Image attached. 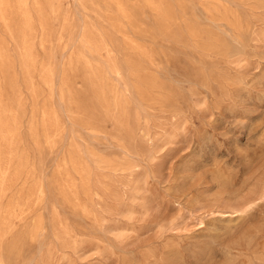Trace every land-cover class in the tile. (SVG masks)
Listing matches in <instances>:
<instances>
[{
  "label": "rangeland",
  "instance_id": "obj_1",
  "mask_svg": "<svg viewBox=\"0 0 264 264\" xmlns=\"http://www.w3.org/2000/svg\"><path fill=\"white\" fill-rule=\"evenodd\" d=\"M0 264H264V0H0Z\"/></svg>",
  "mask_w": 264,
  "mask_h": 264
},
{
  "label": "bare ground",
  "instance_id": "obj_2",
  "mask_svg": "<svg viewBox=\"0 0 264 264\" xmlns=\"http://www.w3.org/2000/svg\"><path fill=\"white\" fill-rule=\"evenodd\" d=\"M244 209V208H243Z\"/></svg>",
  "mask_w": 264,
  "mask_h": 264
}]
</instances>
